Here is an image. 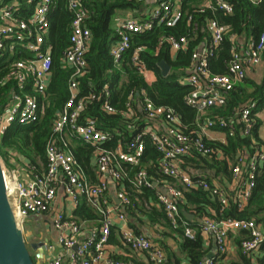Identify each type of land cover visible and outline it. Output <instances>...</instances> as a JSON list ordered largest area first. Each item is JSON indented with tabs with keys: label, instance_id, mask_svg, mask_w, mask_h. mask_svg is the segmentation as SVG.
<instances>
[{
	"label": "built area",
	"instance_id": "2783aa9c",
	"mask_svg": "<svg viewBox=\"0 0 264 264\" xmlns=\"http://www.w3.org/2000/svg\"><path fill=\"white\" fill-rule=\"evenodd\" d=\"M250 1L256 3L260 0ZM181 2L160 0L147 9L145 14L148 18L145 20L131 16L115 19L113 28L117 39L110 47L114 64H120L123 54L131 47L133 33L150 29L153 21L174 26L182 17ZM53 3L54 0H0V58L3 55L12 57L0 80L1 83H11L8 100L0 112V136L11 123L31 124L40 120L44 114L46 89L53 64L52 45L47 41ZM65 3L71 13V22L68 46L60 62L62 67L71 69V73L67 99L56 111L52 132L45 145L46 166L37 170L30 163L18 168L2 165L16 223L25 231L24 222L27 218L47 213L51 215V224L57 232L56 241L62 250L53 253L54 244L38 243V247L47 254L49 264H133L129 260L110 255L109 236L112 226H117L122 243L133 252L145 255L149 264H167L164 248L128 225L126 210L133 203L122 179L126 177L135 189L143 186L157 187L156 206L163 209L172 226L183 227V235L188 238L194 237L195 230L181 215L179 204L183 202V190L176 184L184 189H201L215 196L221 206L220 211L228 206L230 198L239 211L247 208L255 187L256 170L264 160V144L255 142L252 136L255 122L252 112L256 103L247 102L231 117L210 115L207 110L223 106L228 92L245 77L246 71L261 62L264 30L257 40L247 42L241 38L235 41L234 34L228 35L227 26L214 17L209 18L204 27L209 40L201 42L192 51L186 73L178 78L180 83L191 86L184 96V102L196 110V134L194 130L186 131V126L173 107L156 105L146 96L143 88L139 91L132 88L127 93L121 114L126 118L135 116L134 94H141L139 110L149 123L130 140L117 139L115 145L110 146L111 132L98 128L94 117H82L85 108L93 100L100 99L92 91L79 96L78 79L87 74L86 53L91 42V31L86 24L88 10L83 0H65ZM206 9L213 12L220 10L228 15L234 10L230 0H203L198 11L204 12ZM192 19L189 14L187 20ZM226 35L234 42L227 72L212 73L208 66L209 59ZM163 40L169 43L172 54L188 48V40L183 35H168ZM141 50V47H136L128 63L145 80L150 81L152 74L140 56ZM103 92L105 98L101 109L108 114L117 113L118 110L106 97L107 86H104ZM214 128H224L230 136L237 129L239 134L251 140L250 146L237 152L236 160L230 167L233 185L229 190L219 183L218 177H208L207 170L184 165L185 159L195 156L225 158L222 150L204 140L205 137L207 140L219 141L207 135V131ZM145 135L149 136L161 153L158 172L175 182L168 179L152 180L144 168H139L132 176L124 171V163H139ZM71 139L80 140L94 148V181L87 178L71 152ZM9 157L11 161L14 160L13 156ZM108 179L118 183L115 195L117 203L108 195ZM80 198H84L98 214L95 219L97 227H83L72 215L66 213L61 204L67 199L76 206ZM262 199L264 201V187ZM152 204L151 201L146 206ZM199 230L202 236L213 240L216 248V254L208 252L202 264H216L220 258H226L234 237L240 231L246 232L237 243L240 253L249 258L251 264H262L256 254L264 244V224L254 217L216 219L203 216L199 220Z\"/></svg>",
	"mask_w": 264,
	"mask_h": 264
},
{
	"label": "trees",
	"instance_id": "16d2710c",
	"mask_svg": "<svg viewBox=\"0 0 264 264\" xmlns=\"http://www.w3.org/2000/svg\"><path fill=\"white\" fill-rule=\"evenodd\" d=\"M203 0H182V17L172 27L153 21L150 29L132 34L131 47L123 54V60L115 65L110 47L116 41L117 34L113 28L114 17L118 12L130 10L134 16L145 20L147 14L141 11L145 0H83L88 10L86 24L91 31V42L86 53L87 74L78 79L79 96H85L91 91L95 92L100 99L93 100L82 113V117H94L97 120L98 128L109 131L112 134V140L109 145H115L117 139L123 141L130 140L134 135L141 132L147 125L148 120L144 113L139 110L142 103L141 94H134L135 116L126 118L121 114L125 108V100L130 89L139 91L145 90L146 96L156 105L173 107L179 114L182 123L186 126V131L190 132L195 127L196 110L189 107L184 102L185 94L191 89L189 84H182L178 78L186 73L189 67L191 53L197 46L204 41L209 40L205 30L206 22L209 18H216L221 24L228 27V35L234 34L236 40L245 41L257 40L264 30V0L256 3L250 0H230L233 3V13L225 14L223 11H211L206 9L199 12ZM191 14L193 19L187 20ZM50 27L47 35V41L52 45V75L46 89V105L43 116L37 122L22 125L16 122L11 123L5 132L0 136V156L9 161V152L13 151L24 157L28 163L34 165L37 170H42L46 166L45 145L52 132L53 119L57 109H59L68 96V79L71 69L62 67L61 58L63 52L68 46V37L70 31L71 13L67 9L65 0H54L53 9L49 16ZM196 25V29L194 26ZM168 35L176 37L186 36L188 48L185 51H177L172 54L169 43L163 39ZM234 42L225 36L223 41L214 51L209 59L208 66L212 73L223 74L227 72V65L232 57V45ZM141 47L140 56L145 62L148 70L153 75L150 81L144 79L128 63L133 50ZM12 57L3 55L0 58V80L7 71L9 60ZM164 60L170 65V71L166 76L161 74L158 63ZM11 83L0 82V112L2 104L7 101L8 89ZM104 86H107L108 101L118 112L108 114L101 109L102 101L105 98L103 92ZM249 101H255L256 106L253 109L254 126L252 136L257 143L264 144V140L259 137L258 130L262 120L258 112L264 111V81L257 82L249 77H244L240 82L228 92L225 104L221 107H211L207 110L210 115H219L231 117L240 107L245 106ZM238 127V126H237ZM226 134V141H211L204 137V140L214 147L222 150L225 158L219 159L213 157L195 156L185 159L184 165H189L199 170H207L208 177H231V165L235 162L237 152L250 146V138L235 133L230 136L224 128H214ZM144 150L141 154L139 163L131 165L124 163V171L131 176L139 168H144L147 175L152 180L168 179L170 182L175 180L162 176L158 172L161 153L155 148L148 135L143 137ZM70 150L83 170L92 173L94 177L93 150L94 148L80 140L71 139ZM122 183L129 192L132 205L127 208L126 216L128 224L136 232L138 222L144 223L143 218L150 223L157 224L168 230L173 237L179 236L177 250L171 249L165 242H161L166 252L167 264H181V258H185V264H202L203 258L209 252L205 240L199 230V220L203 216H210L216 219L231 218H250L254 217L257 221L264 224V201L262 192L264 187V160L256 170L255 187L250 198V203L243 211L236 208L235 202L230 198L228 206L220 211V204L215 196L201 189H184L183 202L179 204L181 215L185 218L183 212H189L193 215L188 222L195 230L193 238L183 235V227L172 226L166 219L165 213L161 207L156 206L157 187L143 186L135 189L129 180L124 177ZM153 202L149 207L146 203ZM72 216L78 222L81 220H95L98 214L86 202L80 198ZM116 230L117 226H112L109 240L113 243H119ZM114 235V237H113ZM246 235L245 231H240L234 238L239 243L240 238ZM261 254V255H260ZM257 260L264 264V244L260 247L257 254ZM218 264V263H216ZM233 264H251L249 258L239 252L238 262Z\"/></svg>",
	"mask_w": 264,
	"mask_h": 264
},
{
	"label": "crops",
	"instance_id": "0c3cea01",
	"mask_svg": "<svg viewBox=\"0 0 264 264\" xmlns=\"http://www.w3.org/2000/svg\"><path fill=\"white\" fill-rule=\"evenodd\" d=\"M159 1L160 0H147V1H145L144 2L145 4L141 8L142 13L145 14L147 12L148 8L157 4V2H159ZM125 16L136 17V16H134V14L130 10L118 12V14L114 17L113 26L115 24V19L120 18V17H125ZM257 71L258 72L260 71V75H261L260 79L257 78V74H256ZM152 77H153V75H151V79H152ZM245 77L252 78L253 80H255L257 82L262 81V79L264 77V53L262 54L261 62L257 66H255L251 69H248L246 71ZM7 100H8V97H7ZM6 102H4L2 104V106ZM258 115H259L260 119L262 120L261 126L259 127V130H258V134H259V137L264 140V111L258 112ZM207 133H208L207 135H209L210 137H213L216 140H219V141L225 140L226 141V136L224 135V132H222V131L209 130V131H207ZM9 153H10L9 156H13L14 160L11 161L10 157H9L8 158L9 161L6 163L7 167H9V168L17 167L18 168V167H23L25 163H28V161L24 157L17 154L16 152L10 151ZM83 171H84V174L87 176L88 179L94 181L95 178L93 177L92 173L85 172V170H83ZM217 179H219L218 180L219 183L221 185H224L225 188L228 190L233 185V181H232L231 177L230 178H226V177L221 178V176H218ZM107 183H108V195L110 196L112 201L115 202L114 198H115V195L117 192V188L119 187L118 183L113 181L112 179H108ZM57 204H58V202L55 203V205H57ZM61 204L63 205L64 209L67 211L66 213L68 215H72L76 206H73L69 201H67V199L63 200V202H61ZM143 220L145 221L144 223L138 222L137 227L139 228V231L137 233H143L144 235L150 237L154 242H156L157 244H160L161 246H162L161 242L163 241L174 251L177 250V244H178V241L180 238L178 235L173 237V235L171 233L169 234L168 233L169 231L164 230L163 227H161L157 224L148 222V220H146L145 217L143 218ZM26 221H35V223H36L35 227L36 228H34L33 231H35L36 234H39V236H41L40 239H37L36 236L31 233V231H29L27 228H25V222ZM25 222H24V228L26 231H24V236H25L26 241H29L31 238V240L29 242L32 241L30 244V248H31V254L34 255L33 258H34L35 263L36 264H49L48 256L44 252V250L40 247H36L38 249V251H36L34 246H39L38 245L39 242H41V243L48 242V243L54 244L53 253L59 252L60 250H62V247L56 241L57 232L55 231V229L53 228V226L51 224V215L49 213L44 214V215H34V216L27 218L25 220ZM79 223L85 228H93V227L98 226L96 220H81V221H79ZM115 235L117 236L119 243H113L112 241L109 240V242H110V244H109L110 245V255L112 257L122 259V260H129L133 264H149L147 262L145 255L137 254V253L133 252L128 246H126L122 243L117 230H116ZM113 237H114V235H113ZM109 238H110V236H109ZM203 238H205L206 246L209 247V252L216 254V248H215L213 240L207 238L206 236H203ZM233 241H234L233 244H231V246H230L229 254L227 255L226 258H220L219 262H218L219 264H233V263L238 262L240 250H239V247L237 246V243L235 242L234 239H233ZM39 250H41V252H39ZM180 261H181V264L187 263L185 258H181Z\"/></svg>",
	"mask_w": 264,
	"mask_h": 264
},
{
	"label": "water",
	"instance_id": "95a60500",
	"mask_svg": "<svg viewBox=\"0 0 264 264\" xmlns=\"http://www.w3.org/2000/svg\"><path fill=\"white\" fill-rule=\"evenodd\" d=\"M161 74L166 76L170 71V65L161 60L158 63ZM156 184V182H154ZM118 202L117 198H114ZM185 218L191 221L193 215L183 212ZM38 246H34L35 250ZM0 264H35L30 254L24 231L16 223V219L6 191L5 179L0 161Z\"/></svg>",
	"mask_w": 264,
	"mask_h": 264
},
{
	"label": "rangeland",
	"instance_id": "374dc122",
	"mask_svg": "<svg viewBox=\"0 0 264 264\" xmlns=\"http://www.w3.org/2000/svg\"><path fill=\"white\" fill-rule=\"evenodd\" d=\"M256 74H257V78L260 79V78H261V77H260V76H261V75H260V71H259V72L257 71ZM0 161H1V164H2V165H5V166L7 167L5 159L2 158L1 156H0ZM35 225H36L35 221H26V222H25V228H27L29 231H31V233H32L33 235H35L37 239H40L41 236H39V234H36V232L33 231L34 228H36ZM25 231H26V230H25ZM24 237H25V236H24ZM30 240H31V238H30ZM30 240H29V241H30ZM29 241H27V242H29ZM27 242H26V243H27ZM28 245H29V243H27V246H28ZM28 249H29V252H30V254H31V248H30V246H28ZM31 255H32V254H31ZM32 256H34V255H32Z\"/></svg>",
	"mask_w": 264,
	"mask_h": 264
},
{
	"label": "flooded vegetation",
	"instance_id": "af4514ba",
	"mask_svg": "<svg viewBox=\"0 0 264 264\" xmlns=\"http://www.w3.org/2000/svg\"><path fill=\"white\" fill-rule=\"evenodd\" d=\"M27 242V241H26ZM32 242V241H31ZM31 242H27V243H29V245L28 246H30V244H31ZM37 243V242H36ZM33 255V254H32Z\"/></svg>",
	"mask_w": 264,
	"mask_h": 264
},
{
	"label": "bare ground",
	"instance_id": "6f19581e",
	"mask_svg": "<svg viewBox=\"0 0 264 264\" xmlns=\"http://www.w3.org/2000/svg\"><path fill=\"white\" fill-rule=\"evenodd\" d=\"M10 200H11V198H10ZM12 201V200H11Z\"/></svg>",
	"mask_w": 264,
	"mask_h": 264
}]
</instances>
